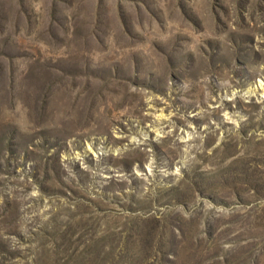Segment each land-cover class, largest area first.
<instances>
[{
	"label": "rangeland",
	"instance_id": "1",
	"mask_svg": "<svg viewBox=\"0 0 264 264\" xmlns=\"http://www.w3.org/2000/svg\"><path fill=\"white\" fill-rule=\"evenodd\" d=\"M0 264H264V0H0Z\"/></svg>",
	"mask_w": 264,
	"mask_h": 264
}]
</instances>
